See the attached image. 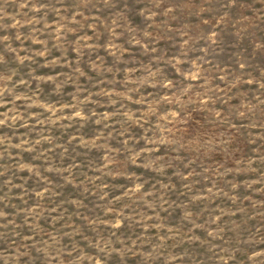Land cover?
<instances>
[{
  "label": "rangeland",
  "instance_id": "obj_1",
  "mask_svg": "<svg viewBox=\"0 0 264 264\" xmlns=\"http://www.w3.org/2000/svg\"><path fill=\"white\" fill-rule=\"evenodd\" d=\"M0 264H264V0H0Z\"/></svg>",
  "mask_w": 264,
  "mask_h": 264
}]
</instances>
